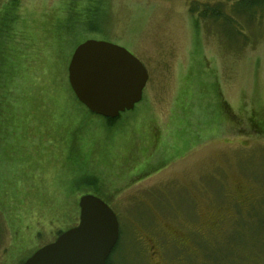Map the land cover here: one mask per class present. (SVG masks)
<instances>
[{
  "label": "rangeland",
  "instance_id": "374dc122",
  "mask_svg": "<svg viewBox=\"0 0 264 264\" xmlns=\"http://www.w3.org/2000/svg\"><path fill=\"white\" fill-rule=\"evenodd\" d=\"M204 3H220L216 22L189 13ZM17 4L11 31L30 44L9 42L20 57L0 79L20 128L10 145L0 140V264H22L74 227L83 195L117 218L109 264H264L258 17H239L237 0ZM90 39L125 48L148 74L140 102L111 123L68 84L72 51Z\"/></svg>",
  "mask_w": 264,
  "mask_h": 264
},
{
  "label": "water",
  "instance_id": "95a60500",
  "mask_svg": "<svg viewBox=\"0 0 264 264\" xmlns=\"http://www.w3.org/2000/svg\"><path fill=\"white\" fill-rule=\"evenodd\" d=\"M148 74L125 48L97 40L78 44L67 65V80L88 111L113 119L141 100ZM77 225L36 250L22 264H106L118 239L110 207L94 195L78 200Z\"/></svg>",
  "mask_w": 264,
  "mask_h": 264
},
{
  "label": "trees",
  "instance_id": "16d2710c",
  "mask_svg": "<svg viewBox=\"0 0 264 264\" xmlns=\"http://www.w3.org/2000/svg\"><path fill=\"white\" fill-rule=\"evenodd\" d=\"M232 1H233V5L231 6V8L234 9V2L236 0H232ZM237 1H238V10H237L238 16L239 17L244 16L245 18L252 19V18H254V15H256L258 17V22H257V25H259L258 28L259 27L263 28L262 25H264V24L261 23V19L264 18V0H237ZM0 3H1L0 4L1 5V9H0V32H2L4 29L5 32H3V34L6 35V40L4 42L0 41V64H1L0 71L2 73V74H0V79L3 80V78H5V75H9V77L11 76V78H12L13 74H11V73L12 72L14 73L16 71L13 68H10V64H9L10 55L13 56L12 59H14L15 63L18 60V57H20L19 54L18 55L9 54V49H10L8 46L9 42L14 41L15 43H20V39H22L23 45L26 43L27 44H30V43H29V41L26 42V38L23 37L22 33L19 32V34L18 33L16 34L13 31H11V29H12V26H11L12 23L11 22L12 21H10L9 18L12 15L15 18L18 17L17 13L15 12V10L18 8L17 0H11V1L0 0ZM219 5H220V3L217 5H214V6H209L208 3H204V4H201L200 7L198 8V7L194 6L193 4H189L188 5V11L191 15L196 16L200 20L206 21V20L213 17V19L215 21L217 19V17H219V15H220V12L218 11L220 8ZM80 12H81V7L74 9V13H75L74 15L76 16L75 17L76 20H80L79 17L83 15V13H80ZM95 12L96 11H94V10L92 11V13H95ZM89 16H90V14L88 12H86V14H84V19H88ZM81 21H83V20L81 19ZM50 27L52 28V33L54 31H57V28H59V26L57 25L56 22H54L53 24H50ZM242 30H244V29H242V27L241 28L238 27V38H246L247 35L246 36L243 35ZM14 61H12V62H14ZM7 66L9 67L8 69H7ZM17 72L19 73L18 70H17ZM49 86H51V85L49 84L47 86V89L45 90V93L43 95L47 96L56 90L54 88H50L51 92L49 93V90H48ZM7 92L8 91L5 88H3V89L1 88V90H0V140H3V142L6 143V145H10V143L8 141L15 137L16 133L19 131L20 128L18 126H15L14 124H12V121L14 119L13 114L15 112H12V110L10 111L11 104L8 100ZM52 95H54V93L51 94V98H52ZM50 100L51 99H49L46 102V104H48V102ZM119 116H117L116 118H113V119H109V118H104V119L108 123H111V122L115 121ZM106 264H109V258H107Z\"/></svg>",
  "mask_w": 264,
  "mask_h": 264
},
{
  "label": "flooded vegetation",
  "instance_id": "af4514ba",
  "mask_svg": "<svg viewBox=\"0 0 264 264\" xmlns=\"http://www.w3.org/2000/svg\"><path fill=\"white\" fill-rule=\"evenodd\" d=\"M142 94H143V92H142Z\"/></svg>",
  "mask_w": 264,
  "mask_h": 264
}]
</instances>
